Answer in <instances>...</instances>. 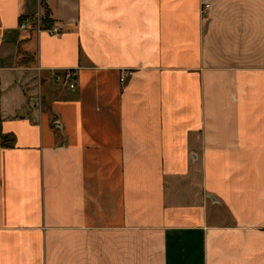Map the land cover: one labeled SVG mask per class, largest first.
Returning <instances> with one entry per match:
<instances>
[{"label":"crops","instance_id":"0c3cea01","mask_svg":"<svg viewBox=\"0 0 264 264\" xmlns=\"http://www.w3.org/2000/svg\"><path fill=\"white\" fill-rule=\"evenodd\" d=\"M46 4L0 0V264H264V0Z\"/></svg>","mask_w":264,"mask_h":264},{"label":"trees","instance_id":"16d2710c","mask_svg":"<svg viewBox=\"0 0 264 264\" xmlns=\"http://www.w3.org/2000/svg\"><path fill=\"white\" fill-rule=\"evenodd\" d=\"M43 4L45 7V16L42 19V29H51L53 27L54 22L52 21V19L50 18V9L46 4V0H43ZM22 21L25 19V17L21 18ZM20 54V64L21 65H28L30 63H32L34 61V57L30 56L29 54H27L26 52L23 51H19ZM2 142L4 145H8V141L11 142V145L13 144V142L15 141V136L13 135H3L2 136Z\"/></svg>","mask_w":264,"mask_h":264},{"label":"built area","instance_id":"2783aa9c","mask_svg":"<svg viewBox=\"0 0 264 264\" xmlns=\"http://www.w3.org/2000/svg\"><path fill=\"white\" fill-rule=\"evenodd\" d=\"M209 7L208 4L205 5V10ZM42 29V28H40ZM51 33L56 34L59 32L58 27H53L49 30ZM129 74L131 75L132 72L130 71ZM76 77L77 73L74 70H67L62 77H58L59 81H62L69 85V87L73 90L76 89L77 83H76ZM125 78H122V81L124 82Z\"/></svg>","mask_w":264,"mask_h":264},{"label":"rangeland","instance_id":"374dc122","mask_svg":"<svg viewBox=\"0 0 264 264\" xmlns=\"http://www.w3.org/2000/svg\"><path fill=\"white\" fill-rule=\"evenodd\" d=\"M42 19H43L42 16H36V17L32 18L31 23H32L33 27H35L36 29L42 28V26H43Z\"/></svg>","mask_w":264,"mask_h":264}]
</instances>
